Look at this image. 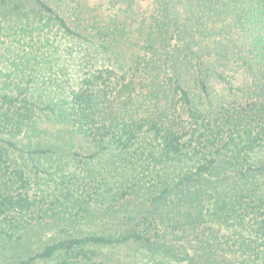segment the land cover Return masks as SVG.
Wrapping results in <instances>:
<instances>
[{
	"label": "trees",
	"instance_id": "16d2710c",
	"mask_svg": "<svg viewBox=\"0 0 264 264\" xmlns=\"http://www.w3.org/2000/svg\"><path fill=\"white\" fill-rule=\"evenodd\" d=\"M51 223L8 264H264V0H0V247Z\"/></svg>",
	"mask_w": 264,
	"mask_h": 264
},
{
	"label": "rangeland",
	"instance_id": "374dc122",
	"mask_svg": "<svg viewBox=\"0 0 264 264\" xmlns=\"http://www.w3.org/2000/svg\"><path fill=\"white\" fill-rule=\"evenodd\" d=\"M70 42H64L63 46H67ZM79 45H74L71 48L70 52L64 53L63 58L61 59L58 52L55 56L58 60L56 68H60L62 64H66L63 68L67 72L66 77L74 78L77 76V62L75 58H72V54L75 55L79 50ZM74 49V52H71ZM79 52L76 54L77 57L79 56ZM62 55V53H61ZM75 55V56H76ZM63 66V65H62ZM55 225L53 223L50 224L49 228H40L37 229L35 232H31L30 236L24 239V242L20 244L19 248L12 249V248H3L0 247V264H8V258L13 256L14 254L20 255L24 254L27 251H31L32 253L37 250L42 245V242L52 240L54 237H65L67 235L66 232L62 231L61 229H55ZM70 228V227H69ZM81 231V230H80ZM104 251L107 255L113 256L118 260H129L127 258H133L134 254L136 253V248L134 247H121V248H105ZM141 257V254L137 256V259ZM36 264H46L42 262H38Z\"/></svg>",
	"mask_w": 264,
	"mask_h": 264
}]
</instances>
